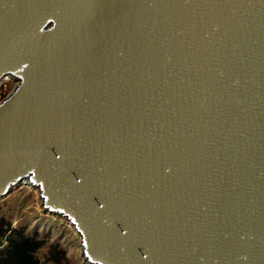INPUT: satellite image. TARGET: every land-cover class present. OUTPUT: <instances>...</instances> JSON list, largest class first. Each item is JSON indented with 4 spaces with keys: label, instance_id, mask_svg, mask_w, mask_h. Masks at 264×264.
<instances>
[{
    "label": "water",
    "instance_id": "1",
    "mask_svg": "<svg viewBox=\"0 0 264 264\" xmlns=\"http://www.w3.org/2000/svg\"><path fill=\"white\" fill-rule=\"evenodd\" d=\"M4 76L0 198L84 264H264V0H0Z\"/></svg>",
    "mask_w": 264,
    "mask_h": 264
},
{
    "label": "rangeland",
    "instance_id": "2",
    "mask_svg": "<svg viewBox=\"0 0 264 264\" xmlns=\"http://www.w3.org/2000/svg\"><path fill=\"white\" fill-rule=\"evenodd\" d=\"M15 85L5 77L0 81V99ZM0 217L12 226H21L25 234L44 240L35 252L41 261L50 244L57 243L65 251L64 264H84L79 250V239L72 226L62 217L42 211L35 189L26 184L19 185L0 198Z\"/></svg>",
    "mask_w": 264,
    "mask_h": 264
},
{
    "label": "trees",
    "instance_id": "3",
    "mask_svg": "<svg viewBox=\"0 0 264 264\" xmlns=\"http://www.w3.org/2000/svg\"><path fill=\"white\" fill-rule=\"evenodd\" d=\"M43 244V239L26 235L23 227L0 217V264H64L65 251L57 243L48 246L40 261L35 252Z\"/></svg>",
    "mask_w": 264,
    "mask_h": 264
},
{
    "label": "bare ground",
    "instance_id": "4",
    "mask_svg": "<svg viewBox=\"0 0 264 264\" xmlns=\"http://www.w3.org/2000/svg\"><path fill=\"white\" fill-rule=\"evenodd\" d=\"M3 78H5V76L3 77ZM23 183H21L20 185H22Z\"/></svg>",
    "mask_w": 264,
    "mask_h": 264
},
{
    "label": "snow or ice",
    "instance_id": "5",
    "mask_svg": "<svg viewBox=\"0 0 264 264\" xmlns=\"http://www.w3.org/2000/svg\"><path fill=\"white\" fill-rule=\"evenodd\" d=\"M101 206H103V205H101Z\"/></svg>",
    "mask_w": 264,
    "mask_h": 264
}]
</instances>
